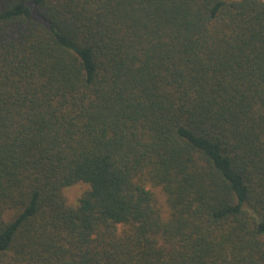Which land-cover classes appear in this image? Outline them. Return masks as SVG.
<instances>
[{
    "label": "trees",
    "instance_id": "1",
    "mask_svg": "<svg viewBox=\"0 0 264 264\" xmlns=\"http://www.w3.org/2000/svg\"><path fill=\"white\" fill-rule=\"evenodd\" d=\"M0 264H264V0H0Z\"/></svg>",
    "mask_w": 264,
    "mask_h": 264
},
{
    "label": "rangeland",
    "instance_id": "2",
    "mask_svg": "<svg viewBox=\"0 0 264 264\" xmlns=\"http://www.w3.org/2000/svg\"><path fill=\"white\" fill-rule=\"evenodd\" d=\"M88 188V184L80 182L72 186H68L64 189L65 196L67 198V201L69 204L76 205L78 202V198L81 196V194ZM152 188L158 198H159V204L162 205L163 208H166V196L165 193L162 191L159 187H150Z\"/></svg>",
    "mask_w": 264,
    "mask_h": 264
}]
</instances>
